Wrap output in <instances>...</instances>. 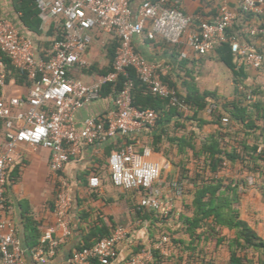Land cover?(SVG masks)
<instances>
[{"label": "built area", "instance_id": "built-area-1", "mask_svg": "<svg viewBox=\"0 0 264 264\" xmlns=\"http://www.w3.org/2000/svg\"><path fill=\"white\" fill-rule=\"evenodd\" d=\"M36 0L39 16L45 22L53 20L62 37L54 36L50 47L38 53L34 41L22 34L11 19H0V49L12 64L24 71L31 82L28 95L6 97L7 68L0 60V120L6 129V141L0 151V264H25L27 250L16 236L14 226L2 217L7 206V186L14 154L20 144L34 149L51 151L50 168L57 174L54 213L58 237L42 241L33 259L47 263L61 244L72 234V183L63 173L72 156L83 146H94L128 138L132 143L109 157V172L113 184L125 190L152 189L143 194L139 209L167 216L174 211L172 198L165 195L155 182L161 176L158 163L149 160L151 149L140 152L134 145L135 132L157 125L154 109H140L133 104L135 71L154 95L179 102V91L164 81L172 74V65L155 62L136 49L137 39L161 38L168 45L179 47L178 59L208 56L228 41L227 30L236 23L239 8L226 2L211 20H201L186 14L181 0ZM241 7L261 20L244 25L243 33L264 40V0H242ZM107 36L117 41L112 70L98 75L92 82L84 80V70L92 66L89 51L96 37ZM232 51L239 66L259 70L264 65V54L256 45L234 36ZM110 41V42H111ZM105 44V42H103ZM105 85L111 108L100 116L87 117L82 128L76 124L77 112L102 98ZM245 90V88H242ZM249 100H255L249 93ZM216 106L211 105L209 112ZM224 123L228 118H223ZM92 188L100 186L97 175L89 178ZM176 198L184 193L183 184H171ZM170 235L162 236L155 248L170 255ZM124 246V250L122 249ZM135 239L126 226H117L109 237L83 250H74L69 264H153V248L145 246L138 252Z\"/></svg>", "mask_w": 264, "mask_h": 264}, {"label": "trees", "instance_id": "trees-1", "mask_svg": "<svg viewBox=\"0 0 264 264\" xmlns=\"http://www.w3.org/2000/svg\"><path fill=\"white\" fill-rule=\"evenodd\" d=\"M12 1L20 23H16L14 20L13 22L22 34L34 41L38 53H42L44 48L51 46L54 36L62 37L61 32L55 27V23H52L47 31H44L45 21L39 16L36 0ZM240 17L244 19L242 21H246L255 16L246 13L240 6L236 23L227 30L228 41L214 51L217 60L231 71L236 89L237 96L233 100L223 99L222 101L225 112L218 110L220 108L218 102H221L218 94L207 89L201 90L196 82L194 68L190 69L184 66L189 59H179L180 64H183L182 68L185 69V71L183 69L181 71L185 72V75L178 74V76L184 78L183 86L186 88V94L179 89L174 74L164 78V81L179 91V102L176 104L169 98L152 94L147 86L137 78L135 71L130 69L133 80V104L140 109H154L159 115L156 129L154 128L157 132L153 138L154 145L157 146L165 136L167 143L170 144L169 146L176 155L187 156L191 151L195 156L194 163L200 166L181 172L180 165L183 163V166L185 163L173 164L179 168H176L178 172L176 181L181 182L184 189L182 197H185V204L183 210L181 209L183 215L182 211H178V209H174L167 216H162L154 211L139 209V202L133 206L135 218L152 226L149 231V241L138 243L134 250L138 252L145 246L152 247L155 254L153 264H264V237L242 215V204L244 196L247 195L242 189L245 186L248 187L247 176L254 171L261 174L264 165L261 164L264 163V148H261L260 142L261 137L264 141V104L260 100L256 102L249 100L248 94L251 91L246 82L249 81L250 75L245 65H238L232 51L230 39L234 36L253 44L252 38L242 31L244 22H240ZM41 36L46 39L47 45L40 44L38 38ZM143 40L149 45H153L154 48L167 45L165 41L157 39L145 38ZM117 45V41L110 42L108 45L107 65L100 68L94 64L84 72L101 75L110 72ZM136 49L140 51L137 46ZM173 49L179 53V47L175 46ZM260 52L264 54L262 50ZM144 55L149 58L146 54ZM0 60L6 64L7 83L11 79H15L17 83L31 86L26 73L16 68L1 49ZM241 86H244L245 90H241ZM110 91L111 85H105L103 96H107ZM252 91V95H258L261 90L254 89ZM213 101L216 107L210 112L211 119L208 120L203 112L209 110ZM175 117H177L176 121L172 122ZM225 117L228 118V122L243 125L246 129L245 136L241 138L238 136L239 134L233 132L231 127H228V123H224L223 118ZM187 123L202 129L200 137H196L198 133L191 130L189 133L177 132L170 135L171 125L182 129L183 132L187 129ZM252 136L254 137L253 142L250 141ZM130 143L128 138L108 143L107 154L110 157L112 153L120 151L122 147ZM167 152L170 156L169 150ZM226 169H233L235 173L237 171V175H224L223 171ZM156 183L157 181L155 186H158ZM138 191L141 192L142 197L143 194L151 193L152 189ZM190 197L192 198L189 202L187 198ZM80 218L87 225L79 230L82 238L75 250L92 247L102 238L109 237L116 229V226L109 228L103 222H99V224L89 222L87 214L81 215ZM173 218H175L176 224L181 219L188 235L173 239L174 253L165 255L156 249L155 245L162 236L172 234L171 231L166 232L165 226H168ZM27 231L26 248L33 254L42 246L41 233L33 222L28 224ZM233 231L235 233L229 236L228 232ZM159 232L161 233L158 236ZM212 243L215 244L214 248L211 247Z\"/></svg>", "mask_w": 264, "mask_h": 264}, {"label": "crops", "instance_id": "crops-1", "mask_svg": "<svg viewBox=\"0 0 264 264\" xmlns=\"http://www.w3.org/2000/svg\"><path fill=\"white\" fill-rule=\"evenodd\" d=\"M140 2L141 0H135L133 2V7L137 8ZM181 2L182 9L186 14L195 16L201 20H211L217 14L222 3L226 2L230 7L238 9L241 6L242 0H181ZM0 17L20 23L18 13L15 11L14 2L12 0H0ZM257 19L258 17L256 18L255 16L251 20L242 21L244 19L240 17V22H244L242 24L247 25L258 22ZM259 20L261 19L259 18ZM52 23V19L46 21L43 27L44 31H47ZM251 38L253 44L264 52V40L260 37ZM157 40L163 42L161 38ZM110 41L111 40L107 36L95 38L89 51L91 62L100 61L101 58H98V53L101 47H106L104 51L105 54H107ZM103 42H105V44ZM135 43L140 52L146 54L150 60L171 64L173 68L172 74L175 75V81L178 83L181 92L186 94V88L183 86L184 78L178 76V74L182 76L185 75V72L181 71V69H183V64H180L178 52L174 51L173 47L168 44L164 47L154 48L153 45H149L143 39H137ZM184 62L186 63V61ZM216 63L219 64L221 62H219L215 54L212 53L208 56L191 58L184 66L186 68L195 69V66L198 65L199 67L200 65L203 66L204 70L205 68L211 70ZM226 68V72L230 74L233 80L231 71ZM263 68L260 70L247 68L250 75L249 81L255 84H263ZM183 70L185 71V69ZM98 75L99 74H83V78L88 82H92ZM195 75L197 85L201 90L207 89L212 91L210 88H202L200 86V76L197 72ZM29 89L30 86L17 83L15 79H11L2 93L6 97L18 95L25 96L28 95ZM111 106L112 102L108 95H102V98L86 105L76 114V124L78 128H82L83 121L87 117L100 116L106 113ZM203 115L206 119H211L208 110L203 112ZM176 119L177 117H175L172 122H175ZM155 127L135 132L133 135V143L140 152H142L144 148L151 149L152 152L149 160L158 163L161 167L162 178L159 186L164 189L165 195L170 197L169 181L171 179L173 180H171L172 183L176 181L178 172L169 161L168 149H166V144L164 143L166 137L163 136V140L158 143L157 146L154 145L153 138L157 133ZM5 133L6 129L3 122L0 120V151L5 145ZM168 145L170 144L168 143ZM108 148V144L83 146L81 152L78 155L72 156L67 163L63 174H65L72 183L74 199L73 208L71 210L72 234L61 244L53 258L47 263H39L33 259L32 254L26 248L27 226L31 222L36 225L38 231L41 233V241L49 237H58L59 230L56 226V217L54 213L57 174L50 168L51 151L49 149L42 147L34 149L28 144H20L18 146L10 169V180L6 193L7 206L2 213V217L14 226L16 236L20 240L23 248L28 252L25 264H69L68 257L75 250L82 238V234L79 230L87 225L80 218L81 215L84 214L88 215L89 222H96L97 224L103 222L109 228H113L114 226H126L131 231V237L135 239L136 245L142 241H149V233L146 234L145 230H143L144 228H140L141 231L133 228L134 225L137 227L145 225V222L141 219L134 221L135 212L133 206L140 201L141 192L125 190L113 184L111 177L107 176V174L110 175L109 155L107 154ZM92 175H97L100 179V186L98 188H92L89 184V178ZM172 177H174V179ZM249 198L250 194L244 196L242 215L249 211V206H247V204H249ZM180 209L181 208L178 207V210ZM243 218L245 219L244 215ZM249 223L252 224L250 221ZM253 224L252 225L258 232L261 233L256 224ZM145 234L148 238L141 239V236L144 237ZM147 239L148 241H146ZM174 247L175 243L173 240V243L169 246L171 250L170 255L174 253ZM122 249L124 250V246H122Z\"/></svg>", "mask_w": 264, "mask_h": 264}, {"label": "rangeland", "instance_id": "rangeland-1", "mask_svg": "<svg viewBox=\"0 0 264 264\" xmlns=\"http://www.w3.org/2000/svg\"><path fill=\"white\" fill-rule=\"evenodd\" d=\"M38 41L40 42L41 45H47V42H45L46 39L43 38V36L39 37ZM105 48L106 47H101L99 49L98 58L99 59L101 58V59L98 62L92 61V65H94V63H95L100 68L107 65L108 58H107L105 51H104ZM224 67L226 68V66H224L223 64L216 63L215 66L211 70H207L206 68L204 70L203 66H200V65H199V67H198V65L195 66V69H194L197 72V74L200 76V78H199L201 80L200 86L202 88L212 89V91H215L218 94V96L221 98V102H218L220 104V108L218 110L221 112H225L223 109V106H222L223 99L233 100L237 96L235 84H234L233 80L231 79L230 74L228 72H226ZM84 74L90 75V73H87V72H84ZM246 85L250 86L251 94L253 93L252 90H254V89H260L261 90L258 95H253L255 98L254 102L260 100L264 104V83L263 84H255L252 81H247ZM242 88H245V87L243 86ZM212 105L216 106L214 101H213ZM227 123H228V127H231L233 132L239 134L238 135L239 137L242 138L243 136H245V130L246 129L243 125L232 123V122H227ZM259 123H261V122H259ZM189 130L194 131V132L196 131L198 133V136H196V137H200V135L202 134V129H200L198 126L191 124V123H187V129L183 130V132H182V129L175 128L173 125H171L170 129H169V133H170V135H173L177 132L189 133ZM198 139H200V138H198ZM253 140H254V137L252 136L250 141L253 142ZM167 142L168 141L165 139L164 140V143L166 144L165 147H166V149L169 150V153H170L169 161L172 164L178 163V162H184L185 163V165H183V166H182L183 163L180 165L181 172L189 171V170H191V168L194 169V168L200 167L199 165H197V163H194L195 156L192 155L191 151L189 152V155H187V156L186 155H183V156L182 155H176L174 153V151L172 150L171 146H169ZM260 142H261V148H264V141H263L262 137L260 138ZM261 164H264V163H261ZM173 167H174V169L177 168V167H175V165H173ZM177 169H179V168H177ZM236 173H237V171H236ZM236 173H235V171H233V169H226L225 171H223V174L227 175V176H230V175L236 176L237 175ZM238 175H239V172H238ZM107 176L110 177V175H108V174H107ZM161 178H162V174L160 176V179L157 181L156 185H158V186L160 185L159 183H160ZM173 179H174V177H173ZM171 180L169 181L170 182L169 189L171 192L170 198L173 199L172 202L174 205V209L177 210L178 207H180L183 210L184 204H185V197L176 198L174 196L173 188L171 187V183H172ZM246 182L248 183V187L245 186V187H243L242 190L244 191L245 194H250V198L248 201L249 204H247V206H249V211H247V213H245L243 215H244L245 219L249 220L252 224L253 223L256 224L259 231L261 232L260 233L261 236L264 237V198H263V195H264V165H263V169H262L261 174L259 172H255V171L250 173L247 176ZM192 196H193V194H192ZM191 198L192 197L187 198V200L190 202ZM181 209L178 211H182ZM185 211H187V210L185 209ZM181 214L183 215V211L181 212ZM134 221H137V219L135 218ZM170 223H171V225H170ZM170 223L168 226H165V228H166L165 230H167L166 232H168V231L172 232V234H170V237H171L170 243L171 242L173 243V239H175V238H179L180 236H187L188 235L184 230L183 222L181 221V219L176 224L175 218H173L170 220ZM150 227H152V226L148 225V223H145V226H141V227L138 226L137 227L134 225L133 228L138 229V231H141V229L144 228L143 230H145V232L147 234L150 231ZM160 233L161 232L158 233V236L160 235ZM234 233H235L234 231L228 232V235L232 236V234H234ZM146 234L144 235V237L141 236V239L148 238V236ZM146 241H148V239ZM214 245L215 244L212 243L211 247L214 248Z\"/></svg>", "mask_w": 264, "mask_h": 264}]
</instances>
